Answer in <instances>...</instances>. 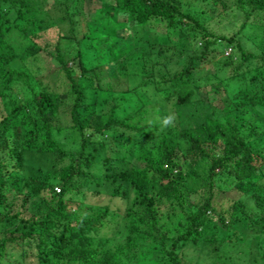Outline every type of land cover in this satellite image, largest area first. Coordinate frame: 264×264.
I'll list each match as a JSON object with an SVG mask.
<instances>
[{"label":"trees","instance_id":"1","mask_svg":"<svg viewBox=\"0 0 264 264\" xmlns=\"http://www.w3.org/2000/svg\"><path fill=\"white\" fill-rule=\"evenodd\" d=\"M74 1L56 0L67 33L47 52L55 89L28 64L5 69L18 53L5 35L25 39L47 0H0V264H126L139 239H170L169 264H197L175 251L208 241L220 253L239 222L262 227L264 48L245 42L260 33L264 43V0H94L89 14L69 15ZM220 17L227 23L214 33L211 21ZM37 48L46 47L24 49L31 64ZM15 81L23 84L18 99L9 95ZM169 113L176 125L162 129ZM68 129L78 134L77 150L52 136ZM30 152L51 156L49 178L22 175ZM102 181L112 186L108 202L87 205L84 196L103 195L90 183ZM229 190L245 199L223 210L216 197ZM31 204L42 212L26 216ZM122 216L125 243L104 249Z\"/></svg>","mask_w":264,"mask_h":264},{"label":"rangeland","instance_id":"2","mask_svg":"<svg viewBox=\"0 0 264 264\" xmlns=\"http://www.w3.org/2000/svg\"><path fill=\"white\" fill-rule=\"evenodd\" d=\"M94 3H95L94 0H85L84 2H82V0H76L71 5L72 10L71 11L69 10L68 14L70 15L71 13L74 12L89 14V12H91L93 8ZM42 5L44 6L45 10L39 13V15L36 17L34 24L28 26V28L31 30H29V33L26 35L25 39H23L21 36L19 38V35L15 31H11L10 34L5 35L6 43L16 48L18 52L16 60L12 61L11 63L8 62L5 69L7 71H11L17 68L21 69V68H25V66L28 64V70L30 68L31 70H35L37 72V74L35 73L33 77L35 78L37 77L38 79L41 78L43 80V83H46L47 85H51L52 87H55V89H57L58 86H56L57 84L54 83L56 76L54 73L51 72L53 71L52 69L53 66L49 59L50 56L47 52L54 51V47L57 40L56 39L57 33L59 32L67 33L65 31L67 24L66 21L62 22L61 20L62 14L59 12L60 7H58L56 0L54 1L47 0V2H44ZM46 12L49 14L48 16L45 15ZM233 17L236 16L234 15ZM50 20H54L55 21L54 23H57L56 24L58 27L57 29L51 27V25L48 24ZM117 23L119 24V27L124 26L125 23L122 20V16H118ZM211 23H212L211 24L212 31L214 33H218L217 32L218 29L219 31L223 32L222 29L224 25L227 23V21L226 20L223 21V19H221L220 17V19L217 18L214 21H211ZM39 24L41 25V27L36 28ZM90 31L94 33L95 29L93 30L91 29ZM248 32L250 31L248 30ZM259 34L260 33L254 36V40L253 38H251L250 44H247V41L245 42L247 48H249L251 51H257L258 47L262 45L264 48V43L261 40L262 37H259ZM89 42L93 43L94 47L95 44L99 43L98 41L96 42L94 38H92ZM29 43H37L40 46L46 47L44 50L40 48L36 49V50L39 49L38 51L41 50V52H39V55L37 56V58L35 59L36 61H34L33 64H31V62L28 59H26L24 55V49L27 48ZM59 47L61 51H63L65 54L68 44H66L65 40H61L59 41ZM222 50L224 56H226L225 53L230 54L229 51L230 49L228 48L225 49L224 47ZM0 53H2L3 55L6 54L5 46L1 48ZM30 72L31 74H33L32 71ZM22 87H23L22 82L20 83H18V81L13 82L11 84V87L9 88V95L17 99L23 97L22 96L23 90L21 89ZM87 93L90 92L88 91ZM221 101L224 102V97L222 95H221ZM107 103L108 104L106 103L103 104L98 109V111L102 113L107 112L110 108L111 102H107ZM187 112L188 111H186V113ZM257 117L258 120L259 119L261 120V121L259 120L260 122L264 123L263 113L260 112L257 115ZM52 136L54 140L57 142V144L63 147L64 149H68V150L78 149L80 139L75 130L68 129V130H63L60 133L53 132ZM97 156H98L97 160H100L103 157L101 152ZM50 163H51V156L48 153L30 152L26 155L22 175L24 176L32 175L43 178H47L48 176L49 178L47 169ZM127 165L129 166V164ZM118 167L122 168L123 165L120 164L118 165ZM50 176H51V182L55 183L56 182L55 175L51 173ZM89 190L90 191L99 190L103 195L101 197H96L93 199H91L89 195H86L82 199L80 195L73 193L72 197L75 199L81 198L82 200H85L88 203L87 205L105 204L109 200L108 196L112 190V186L105 181L101 182V186H96L93 183H90ZM131 198L132 196L130 195V199ZM238 198L245 199L244 196L242 197L240 193L234 190H229V192L224 195H217L216 206L222 208L223 210H226L230 206L231 202L237 200ZM39 201H40L39 199H36L33 202L35 204V202L39 203ZM115 204L120 205L118 203ZM28 209L29 210L25 213L26 216L29 214V212L32 209H34V206H32L31 204V206H29ZM34 210L38 211L36 205ZM42 210H43L42 208H39L38 212H42ZM252 211H254L255 213V210ZM251 213L255 215L254 217L258 215L256 213L254 214L253 212ZM120 214L122 215L124 214V209L122 207H120ZM126 220H127L126 218L124 220L123 216L118 219L117 231L115 232L113 237H110L108 244L103 247L104 249L107 248L110 250L115 245L125 243V238L128 236L127 227L125 226V224H127ZM255 221L253 223V221H251L250 219H246L245 223L239 222L238 224L240 225L236 227L237 229L236 232L234 233L235 234L234 237L233 235L232 236L230 235V232L226 233L224 235L225 237L224 240L230 239L233 241L232 243L225 241L224 243H229V244H227L225 248H221L220 253L216 248L217 247L216 243L212 244L206 241V243H204L202 246H200L199 243L192 244L188 242L187 244L178 247V249L175 251L176 255L183 263L197 262V264H264V223L260 222L261 225H263L261 227L259 224H256ZM173 226L174 224H172L171 226L168 225L167 223L164 225V227L168 229H171V227ZM246 231L252 232L253 235L252 233L250 235H247ZM254 235L258 236V238L256 239ZM170 243H171L170 239H168L164 243L161 241V239H139L132 244L129 251L127 252L130 259H128L126 264H169L168 257L165 254L166 251L170 249L169 248ZM224 251H228L227 253L229 254V259H230L229 262H227L228 259L224 258L225 257L224 255L226 254V253L224 254ZM219 256L222 258H220ZM123 261H125V259Z\"/></svg>","mask_w":264,"mask_h":264},{"label":"clouds","instance_id":"3","mask_svg":"<svg viewBox=\"0 0 264 264\" xmlns=\"http://www.w3.org/2000/svg\"><path fill=\"white\" fill-rule=\"evenodd\" d=\"M177 121V116L175 113H169L160 120V126L162 129L169 127H175Z\"/></svg>","mask_w":264,"mask_h":264},{"label":"built area","instance_id":"4","mask_svg":"<svg viewBox=\"0 0 264 264\" xmlns=\"http://www.w3.org/2000/svg\"><path fill=\"white\" fill-rule=\"evenodd\" d=\"M228 53H225V55H227ZM56 191H58V189H56Z\"/></svg>","mask_w":264,"mask_h":264}]
</instances>
